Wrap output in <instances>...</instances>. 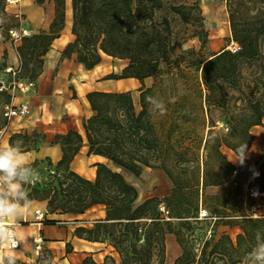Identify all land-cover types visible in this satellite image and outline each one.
Instances as JSON below:
<instances>
[{
  "label": "trees",
  "instance_id": "1",
  "mask_svg": "<svg viewBox=\"0 0 264 264\" xmlns=\"http://www.w3.org/2000/svg\"><path fill=\"white\" fill-rule=\"evenodd\" d=\"M52 1L55 10L48 28L22 37L16 46L23 78L38 79L45 55L65 27L66 0ZM228 5L232 39L239 48H223L197 61L188 56L195 53L193 48L178 49L179 39L166 13L172 12L190 25L192 37H199L203 47L207 33L199 0L180 4L169 0H72L73 39L62 50L61 59H73L86 69L99 65L105 55L126 60L121 73L111 72L104 79L136 78L141 106L137 108L131 90H91L86 98L92 113L82 119V129L55 134L53 142L60 145L61 157L28 162L36 178L24 190L30 201H46L44 223L56 221L48 219L47 213L76 215L96 206L105 212L104 217L89 222L90 226L76 227L74 235L106 243L111 252L102 261L88 255L77 264H163L169 233L181 247L175 264H245L257 243V233L264 242V214L239 213L245 186L237 183L225 201L203 194L210 186L230 183L238 169L222 148L240 156L238 146L246 144L247 153L255 138L251 128L264 123V0H229ZM5 10L3 7L0 15ZM148 77L153 78L150 86L145 82ZM0 94L10 102L7 91ZM216 109L227 118L230 132L213 128L217 124L211 114ZM3 127L4 123L0 129ZM30 135L28 131L14 133L9 143L15 144L19 137L23 138L20 147L36 148L45 137L32 139ZM84 146L89 155H100L120 170L97 161L92 178L76 171L71 163ZM145 167L162 169L173 183L163 201L167 215L159 210L157 196L139 201L137 186L124 174L128 171L139 177ZM259 189L264 191V183ZM252 200L250 208L264 207V201L257 204L264 197ZM200 204L217 215L213 226L222 221L238 226L240 232L235 237L228 233L217 236L215 229L209 236L200 234L201 247L195 251L192 236H196L194 222H201ZM15 264L54 262L29 263L15 257Z\"/></svg>",
  "mask_w": 264,
  "mask_h": 264
},
{
  "label": "rangeland",
  "instance_id": "2",
  "mask_svg": "<svg viewBox=\"0 0 264 264\" xmlns=\"http://www.w3.org/2000/svg\"><path fill=\"white\" fill-rule=\"evenodd\" d=\"M0 11L3 7L7 8L5 10L4 15H0V42L8 41L9 43H13L15 45H18L21 40H14L11 39L9 29L13 26H15V21L11 17V13L13 12H19L23 18V26L31 31L32 35L33 33L39 32L40 30H43L48 28V25L50 24L51 19L53 18V13L55 10V5L52 0H43L40 2V0H21L20 3L17 6H6V0H0ZM193 0H169V2L180 4L183 2H188ZM66 2L69 5L70 12L72 11V0H66ZM200 7L202 10V17H203V30L207 33L206 36V43L203 47H201V40L199 37H192L193 28L184 23L181 18L172 12H167L166 14L172 21V26L174 27L175 34L177 35L179 39V45L178 49L180 50V47H183V49H190L193 48L195 50L194 54H190L188 56L193 57V59L197 60L200 58H207L214 54L215 52H218L219 50L223 48H228L231 50L238 49V43L232 39V31H231V24H230V16H229V0H199ZM32 23V24H31ZM72 23V20H71ZM36 24V25H34ZM6 47V46H4ZM0 51L1 45H0ZM4 59L0 61V76L2 78V82L5 85L2 91H7L11 98L10 102L11 104H19L21 101L28 99V95L23 94L18 88H13L10 86V81L14 78L12 74H3L4 69L7 66H13L12 64H8L5 54L2 56ZM5 67H2L3 64H5ZM126 60L121 59H114L107 57V62L103 61L100 66L96 69V77H95V83L96 85H102L100 83H106L103 84L101 89L104 90H131L135 99V103L138 109L141 108L140 106V100H139V91L137 90L140 86V82L136 81L133 85H126L123 82L120 81H105L104 77L109 74H100L105 69H113L117 70L116 73H121L122 68L126 65ZM99 73V74H98ZM22 77V74L20 73L19 76ZM94 83V80L92 81ZM146 85L150 86L153 83V78L148 77L145 79ZM72 93V97L78 98L79 92H82V86L78 85L77 88H74L73 85L69 87ZM235 95L239 96V93L234 92ZM31 96V95H30ZM30 98V97H29ZM240 103V102H239ZM7 104L6 98L0 94V125L2 123L5 124L6 128L8 126H12L15 128H18L19 130L15 131L14 133H24L23 128H21L20 125H22L24 122H26L27 118H30L32 113H34V109L36 105L33 103L31 104V112L28 116L25 117H13L12 119H8L3 114V108ZM50 109L55 110V106H51ZM34 111V112H33ZM222 110L216 109L212 111V117L215 119L216 126L213 127L217 131H221L222 133H228L231 131L229 123H227V118H225V115L221 113ZM90 115V114H89ZM89 115H84L81 118L80 121V130L82 129L81 123L82 119L84 117H87ZM223 124H227L229 126V129L226 130L222 127ZM2 128V129H3ZM0 129V130H2ZM11 131V130H10ZM27 131V130H26ZM2 132H0V137ZM12 133V134H14ZM43 132H41L38 128H36V131L31 130L30 137L34 138H40ZM23 138L16 137L14 143L19 145L22 142ZM0 147H1V140H0ZM82 153L80 156H78V166L77 169L85 176L87 177H94L95 176V170L94 167L95 159H99L104 162H108L105 158H94L88 155H86V148L82 149ZM81 152V151H80ZM201 153H205V150L202 149ZM108 164L115 168L119 169L116 166H114L111 162H108ZM146 167L143 169L141 175L139 177H136L134 174L124 171L125 176L132 181L139 190V201H144L145 197L157 193L154 196H157L161 201L159 205V210L163 212L165 215L168 214V209L165 205V198L170 194H158V191L161 190L162 184L158 182L156 175L152 170H145ZM163 174L167 176V174L160 169ZM153 173H150V172ZM242 185L245 186V189L247 191H244L243 196L241 198V205L239 206V213H251L253 212L256 216V214H264V207L260 208L258 210L255 209V207L250 208V201H253L252 199H258L259 197H264V191H262L261 194L258 196H252L249 194L250 189L252 188H259V185H262L264 183V154L261 155L259 158L255 159L254 161H243L238 163V169L235 172L234 177L232 178L231 182L228 183L227 190H230L236 187V185ZM238 185V186H239ZM231 191V190H230ZM203 194H212L210 190L206 191ZM192 196V195H191ZM227 198H224L223 200H226ZM201 201V197H200ZM264 200H260L259 203H257L259 206L262 205ZM162 206L164 207V210L162 209ZM99 209L95 208L87 212L86 218H83V221H75L74 218H71L69 220H56L55 222L50 223H44V228L40 231L41 234L44 237V243H43V251H44V257L39 256L35 249L33 244V236L28 238V241L24 244V246H21V256L18 257L21 260H24L29 263H34L37 260H43L48 261L50 259H53L54 264H72L74 261H80L82 260L83 252H85V247L83 244L86 242L83 240H80L77 236L74 235V231L76 227L83 225V226H90L89 221H91L93 218L98 219L99 218ZM221 209V208H220ZM206 211V215H201V212ZM228 213L232 214L230 211H227ZM105 214H103L102 217H104ZM199 219L201 222L195 223V235L193 241V248L195 251H199L201 244L200 240H198V235H204L209 236L210 233L215 229V232L217 233V236L221 235L222 233H228L232 237H235L238 232H240V229L238 226L230 227L228 224H224L222 221H219V223L216 226H213V221L217 218V215L214 213H211L209 209L205 205L199 206ZM101 217V218H102ZM176 221V220H174ZM47 226V227H46ZM28 235V234H27ZM47 236V238L45 237ZM190 236V238H192ZM46 241L48 243H46ZM71 245V251L67 252V249L69 248V245ZM5 245V244H4ZM92 248L94 249L96 253V259L101 257L100 253L104 252H111V247L107 246L106 243H93L90 244ZM4 251L7 250V255L4 256H14L11 255L13 249L5 246ZM25 253V256H24ZM181 253V247L178 244L176 240V236L174 234H167L166 235V252H165V258L163 264H175V259L180 255ZM3 256V257H4ZM3 259V258H2ZM2 261V260H0Z\"/></svg>",
  "mask_w": 264,
  "mask_h": 264
},
{
  "label": "crops",
  "instance_id": "3",
  "mask_svg": "<svg viewBox=\"0 0 264 264\" xmlns=\"http://www.w3.org/2000/svg\"><path fill=\"white\" fill-rule=\"evenodd\" d=\"M54 16V13H53ZM52 20V19H51ZM71 20H72V11L70 12V8L68 3L66 2V22L65 27L63 28L61 35L56 38L50 50L45 55V62L43 66V71L37 79V87L25 94L28 95V99H25L30 102V104H35L36 107L34 109V113L27 118L26 122H24L21 126L23 128V132L26 130L30 133L31 130L38 128L45 135L44 138H40L38 140L36 148L33 146H23L20 147L17 145V148L23 152L26 162H32L36 158L43 159L47 156H50L53 161H57L61 157V148L60 145L54 143L55 134L58 132L67 131L69 128H76L80 130V121L84 115H89L92 113L90 104L86 98L87 92L95 89H101L103 84L96 85L95 77H96V69L100 64L105 61L107 62V57L112 58L111 56L105 55L99 65L94 67L93 69H86L83 64L74 61L73 59L63 58L61 59V52L66 46L68 42L73 39V34L71 33ZM51 22V21H50ZM32 24V23H31ZM36 25V24H34ZM49 26V25H48ZM45 29V27H44ZM1 49L0 51V61L4 58L2 57L5 54L6 60L8 64H12L13 66H19V56L16 50V46L13 43H9L8 41L0 42ZM6 46V47H4ZM111 72H117V70L113 69H105L100 74H107ZM99 74V73H98ZM94 80V83L92 82ZM105 81H120L126 85H133L138 81L136 78H123V79H106ZM73 85L74 88H77L78 85L82 86V92L78 93L79 97H72L71 90L69 87ZM104 86V85H103ZM110 90V89H109ZM113 90V89H112ZM115 90V89H114ZM31 95V96H30ZM55 106V110L50 109L51 106ZM11 130V131H10ZM19 130L18 128L8 126L0 130L2 132L0 140L1 147L9 146V138L15 131ZM251 132L254 133L255 138L246 153V157L244 159L247 161H254L264 154V123L262 125H255L251 128ZM87 147L84 146L82 149ZM81 152L75 157L71 166L76 171L80 172L77 169L78 166V156L81 155ZM225 155L234 163L238 168V163L240 162L241 157L238 156L232 149L223 147L222 148ZM89 156L94 158H104L100 155L90 154ZM97 161H101L99 159H95ZM95 167V166H94ZM96 168V167H95ZM152 170L156 175L157 179L162 184L161 190L158 191V194H167L171 191L173 187V183L170 178H167L160 169H154L146 167L145 170ZM96 171V170H95ZM150 172V171H149ZM150 172V173H153ZM81 173V172H80ZM92 178V177H91ZM228 183H223L215 186H210L206 188V191L210 190L212 194L220 200H223L226 196L230 195L232 189L227 190ZM234 189V188H233ZM157 193L150 194L145 197H151L156 195ZM212 197V196H211ZM225 201V200H224ZM99 209V218L105 214L104 210L101 206L93 207L87 210L83 214H69V213H47L46 216L48 219L53 220H69L74 218L73 220L83 221V218H86L87 212L92 209ZM41 209L42 211H46L47 203L46 201H31L29 207H24L22 209L21 215L17 217H10V220L15 222V230L19 234V238L21 241V246L28 241L29 237H34L38 232H40L45 226L44 223H39L35 218V210ZM93 218L91 221L95 220ZM89 221V222H91ZM47 227V226H46ZM28 234V235H27ZM32 237V238H33ZM47 238V236H45ZM80 240L85 241L84 245L85 252H83L82 259L88 255L94 256L96 259V253L90 244L99 243V242H91L84 239L79 238ZM46 243H48L46 241ZM5 247V246H4ZM0 249V260H2L4 255H7V250ZM11 255L23 257L21 256V247L11 250ZM109 254V252L100 253L101 257L97 260L102 261L105 256ZM25 256V253H24ZM80 261H74L72 264H77Z\"/></svg>",
  "mask_w": 264,
  "mask_h": 264
},
{
  "label": "clouds",
  "instance_id": "4",
  "mask_svg": "<svg viewBox=\"0 0 264 264\" xmlns=\"http://www.w3.org/2000/svg\"><path fill=\"white\" fill-rule=\"evenodd\" d=\"M156 107L163 111L159 103ZM246 147V144L238 146L240 162L246 157ZM35 178V172L16 144L0 147V217H17L21 215L24 207L30 206L31 201L25 193L24 185ZM259 235L257 233V243L247 254L245 264H264V242H260ZM18 236L14 226H0V241L16 246L19 242ZM4 264H15V256L6 257Z\"/></svg>",
  "mask_w": 264,
  "mask_h": 264
},
{
  "label": "built area",
  "instance_id": "5",
  "mask_svg": "<svg viewBox=\"0 0 264 264\" xmlns=\"http://www.w3.org/2000/svg\"><path fill=\"white\" fill-rule=\"evenodd\" d=\"M20 1L21 0H6V6L7 7L17 6L20 3ZM11 17L15 21V26L9 29L11 39L21 40L22 37L28 36L31 34V31L23 26L24 18L19 12L11 13ZM20 71H21L20 66H16V67L7 66L4 69L3 74H12L14 78L10 81L9 85L12 86L13 88H18L23 94H27L37 87V80L18 77L20 74ZM4 87L5 85L3 84L2 78L0 76V90H3ZM30 112H31V104L27 100H23L19 104L7 103L3 108V114L8 119H12L13 117H25V116H28ZM222 127L225 128L226 130L229 129V126L227 124L222 123ZM261 193L262 192L260 191L258 187L252 188L250 190V194L252 196H258ZM162 209L164 210L163 206H162ZM206 214H207L206 211L201 212V215H206ZM35 218L37 222L44 223L45 212L42 211L41 209H36ZM0 226H14L15 227V222L10 220V218L0 217ZM17 239L19 240V242L16 246H12L9 243L0 241V249L3 248L4 246H7L11 249H16V248L21 247L20 238L17 237ZM43 243H44V237L41 234V232H38L33 237V244H34V249L36 253L41 257H44Z\"/></svg>",
  "mask_w": 264,
  "mask_h": 264
}]
</instances>
